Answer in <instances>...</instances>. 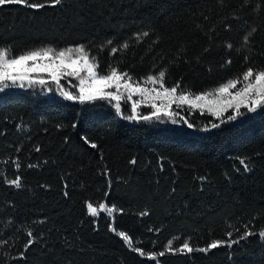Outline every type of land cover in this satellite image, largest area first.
<instances>
[{
  "label": "trees",
  "instance_id": "16d2710c",
  "mask_svg": "<svg viewBox=\"0 0 264 264\" xmlns=\"http://www.w3.org/2000/svg\"><path fill=\"white\" fill-rule=\"evenodd\" d=\"M80 46L102 74L115 67L142 82L164 71L166 86L198 94L249 68L264 71V0L0 7V47L13 54ZM184 115L193 128L137 123L107 101L81 105L41 88L1 92L0 264H264V110L207 132L211 117ZM16 176L20 188L6 183ZM88 203L118 211L92 217ZM113 227L133 247L165 256H140ZM28 231L34 242L25 250ZM169 241L173 249L222 245L173 253Z\"/></svg>",
  "mask_w": 264,
  "mask_h": 264
},
{
  "label": "snow or ice",
  "instance_id": "6c2138e0",
  "mask_svg": "<svg viewBox=\"0 0 264 264\" xmlns=\"http://www.w3.org/2000/svg\"><path fill=\"white\" fill-rule=\"evenodd\" d=\"M62 2L63 0H51V3L46 5L34 2V0H0V7L18 5L39 11L46 6H59ZM252 31L254 32L255 29L253 28ZM143 35L147 36L148 34L144 33ZM249 35L251 33L243 38L245 44L249 42ZM108 43L112 42L108 41ZM127 47L128 45L125 43L123 48ZM228 47L232 46L229 44ZM117 51L116 48L111 49L113 54ZM99 68L96 58L90 56L83 46L61 50L42 47L18 55L13 54L9 47H0V92L13 88H41L51 92L55 87L65 100L81 105L93 104L100 100L107 101L123 119L146 124L153 122L183 123L188 128H193L194 124L184 113L187 112L189 116L199 113L201 116L206 115L212 118L209 124L202 129L206 132L232 124L248 114L264 110V71H254L249 68L242 78L228 81L213 90L197 94L182 89L179 83L171 87L166 86L164 71L159 72L158 75H149L140 82L133 80L127 72H121L118 68H111L107 74H102ZM65 80L76 81L71 85L75 91L69 90L62 84V81ZM123 104H130L129 115H124ZM142 107H147L150 111L147 114H142L140 111ZM91 146L96 147L95 144ZM132 162L135 163V161ZM240 163L245 166V170H248L245 160L242 159ZM16 167L19 168L18 163H16ZM30 167H34V165H30ZM6 183L16 188L22 186L19 176L6 180ZM87 211L92 217H97L101 212H106L111 217L118 210L115 205L109 207L105 203H100L97 208L92 203H88ZM110 230L115 232L129 249L142 257L147 256L149 260L154 261L157 259V255L163 257L166 254L165 251H160L158 254L146 253L138 247H133V240L127 233L117 231L114 227ZM27 235L29 239L25 250L34 242L33 233L28 231ZM252 235L253 233L249 231L242 238ZM259 236L264 239V231L260 232ZM221 245V241H214L206 247L193 248L188 242H185L178 249H173L172 243L169 241L167 251L188 254L194 251L207 253ZM227 246L231 247L232 245L228 244ZM21 258L23 257L21 256Z\"/></svg>",
  "mask_w": 264,
  "mask_h": 264
},
{
  "label": "rangeland",
  "instance_id": "374dc122",
  "mask_svg": "<svg viewBox=\"0 0 264 264\" xmlns=\"http://www.w3.org/2000/svg\"><path fill=\"white\" fill-rule=\"evenodd\" d=\"M76 81L72 80L69 82V80H65V81H62V84L65 86V87H68L69 90H72V91H75V89H73L71 87L72 84H75ZM1 93V92H0ZM44 94L46 96H51L52 94H56V95H59V93L56 91L55 87H53V90L51 92H48L46 90H44ZM122 106L126 107L129 109V112L126 113V115H129L130 114V104H123Z\"/></svg>",
  "mask_w": 264,
  "mask_h": 264
}]
</instances>
